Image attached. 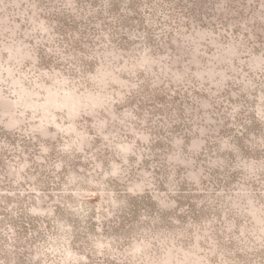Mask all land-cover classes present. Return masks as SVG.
<instances>
[{"label": "rangeland", "instance_id": "rangeland-1", "mask_svg": "<svg viewBox=\"0 0 264 264\" xmlns=\"http://www.w3.org/2000/svg\"><path fill=\"white\" fill-rule=\"evenodd\" d=\"M262 191L264 0H0V264H264Z\"/></svg>", "mask_w": 264, "mask_h": 264}, {"label": "clouds", "instance_id": "clouds-1", "mask_svg": "<svg viewBox=\"0 0 264 264\" xmlns=\"http://www.w3.org/2000/svg\"><path fill=\"white\" fill-rule=\"evenodd\" d=\"M107 99H110V97L105 98V99H97L95 102H92L87 91H85L80 94L79 103H80L81 109H87L90 106L91 107L102 106L104 103L107 102ZM261 195H264V191L261 192ZM170 251L172 250L170 249ZM174 254L179 255L178 252ZM202 261H203V257H197L195 253H190V254H186L184 258L178 262V264H201ZM164 264H167V262H164ZM204 264H206V261L204 262Z\"/></svg>", "mask_w": 264, "mask_h": 264}]
</instances>
